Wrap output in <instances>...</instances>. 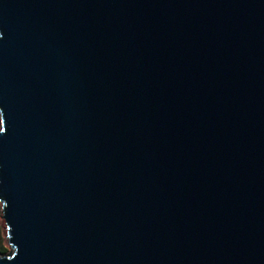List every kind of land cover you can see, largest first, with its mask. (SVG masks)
Masks as SVG:
<instances>
[{
	"label": "water",
	"instance_id": "1",
	"mask_svg": "<svg viewBox=\"0 0 264 264\" xmlns=\"http://www.w3.org/2000/svg\"><path fill=\"white\" fill-rule=\"evenodd\" d=\"M0 264H264V0H0Z\"/></svg>",
	"mask_w": 264,
	"mask_h": 264
},
{
	"label": "rangeland",
	"instance_id": "2",
	"mask_svg": "<svg viewBox=\"0 0 264 264\" xmlns=\"http://www.w3.org/2000/svg\"><path fill=\"white\" fill-rule=\"evenodd\" d=\"M6 223L4 218L2 217V211L0 207V252L6 253L10 250L11 245L8 242V239L6 237Z\"/></svg>",
	"mask_w": 264,
	"mask_h": 264
}]
</instances>
